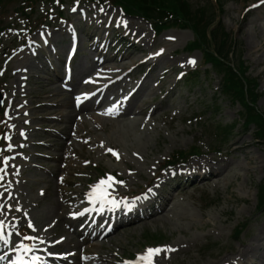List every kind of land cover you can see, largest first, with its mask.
Here are the masks:
<instances>
[{
    "label": "rangeland",
    "instance_id": "rangeland-1",
    "mask_svg": "<svg viewBox=\"0 0 264 264\" xmlns=\"http://www.w3.org/2000/svg\"><path fill=\"white\" fill-rule=\"evenodd\" d=\"M208 1L210 3L213 2V0H202L201 3H203L205 6H208L211 8L210 4L208 3ZM256 0H243V3L245 2V5H249L250 3L254 2ZM189 3H191L193 5V7L197 8L198 5L196 3H199L198 0H188ZM236 3H238V1H234ZM239 4H235V3H229L228 5H226L225 7V12L223 14V20L229 24V26L231 27L232 30L236 29L239 25L240 22L237 19V9H238ZM191 11V8H190ZM180 14V13H179ZM250 16H252V20L253 22H255L258 27H263L262 29V39H264V19L262 16H264V8L260 9L257 12L252 13ZM188 19H192V16L188 17ZM227 30V29H226ZM228 31V30H227ZM230 33V31H228ZM234 32V31H233ZM235 36L237 41L240 42L241 44V49L243 51V60L246 62V64H248L249 68H250V79L252 81H254V79L257 80V82L259 83V87H257V90H259V93H262L264 90V59L263 60H259L258 61V65H256L255 63V59H257L258 57H260L262 54H264V48H260V46L262 45L261 41L262 39H252L251 42H254V44H252V46H254L252 52H255L257 50H260L258 54H252L249 51V46L248 44V39L247 38V34H246V38H245V34L243 33H237V30H235ZM190 38V40L192 39V37L187 34ZM250 37H255V36H250ZM182 39V38H181ZM256 40V41H255ZM243 42V43H242ZM263 63V65H262ZM254 78V79H252ZM216 83L214 82H209L206 81V84L203 86V93H200V91H202L200 85L199 87H197L194 92L197 94L196 95H192L190 97V100L188 102V104L186 103L187 106H190V110L188 111L186 116H190L193 113H200L202 111H204L207 106L209 105H216L219 104L218 99L215 101L212 98V101L210 100L213 90L212 87H216ZM207 86H209V89L207 88ZM261 95V94H260ZM199 98V99H198ZM229 103H221L219 105V107L216 108V110L219 112L220 114V120L222 122V124H227L232 122L233 120H236L239 118V113L240 111H242L241 106L237 103L233 106V109L229 108L227 105ZM205 106V107H204ZM183 108H185V105H183ZM258 108L260 110L263 111L264 109V96L259 99L258 102ZM208 115V114H207ZM173 115H169V120ZM215 113L213 115L210 116L209 120L207 122H205L204 128L209 131L211 129H209V125H211L215 119ZM218 119V118H217ZM184 124H182V127L179 124H174V129H167V128H163L162 131L159 130L158 131V137H160V139L163 141V143L165 145H172L175 144V139H177L178 141H181L183 144H178L177 146H179L178 148L181 150H186L188 147L187 145H185L184 143H191L192 139L191 136L188 135V132L190 131L189 127H185L183 126ZM193 128L196 127L195 123H193ZM184 129L187 132V135H183L181 134V130ZM193 130V129H192ZM199 132V131H197ZM176 134H178L177 138L175 137ZM212 136V135H211ZM94 138H97L98 141H100L102 147L107 148L108 146H113L118 148L120 151H127L128 149V144H131L127 141V136L124 134L122 135L121 138L114 136L113 133H110L109 135L105 136L102 134V132L96 131L94 133ZM99 143V142H96ZM264 144V143H263ZM176 146V147H177ZM190 146V145H189ZM166 150V148H164ZM264 152V146L261 148ZM141 150H143L141 148ZM102 151L100 148L96 151V153H93V156L96 159H99V161L97 163H99L101 166H103L104 169L106 170H124L126 168V165L129 164L131 165L133 159L131 156H129L128 154H126V160L120 164H116L113 163L111 161H109L107 158H104L102 156ZM122 152V153H123ZM146 152L148 153V151L146 150ZM125 154V153H124ZM260 155H263L262 152H259ZM264 156V155H263ZM91 158V157H90ZM87 160V148L85 147L84 152H83V159L81 160V162H75V164H78L79 167L81 169H85L87 167H83L81 165V163L83 161ZM86 164V163H84ZM155 166V165H154ZM145 170V168H144ZM144 174H146L147 177H151V173L149 171H143ZM262 175L258 174L257 176H255L252 180H247L245 182V174L243 172L240 173L239 177L235 180L233 188H232V193L229 196H226L225 198H230L231 202L227 201V204L224 203V201H222V196H225L221 193V191L219 192V196L211 199L213 196L210 194V192H216L213 191L212 188H209L208 194L209 197L208 198H203L200 202V206H198V204L195 206V208L193 209L192 212V218L193 220L197 223V226L201 225V222L203 220V216H206L209 219H212V221H215V224L217 225L218 229L222 232V230L224 231V235L226 236H220L215 235L216 237L210 235L209 239H205L203 238L207 233L210 234V230L211 229H207L205 230L203 233H199L197 232L196 228L194 229H190L189 225H185L183 226L184 229L189 232V234L195 235V236H200L202 237V240L198 241L195 245V248L193 247L192 250H197L200 249L202 247V251L200 252V255L198 257V261H194V263L196 264H201L202 262H208L209 258L211 256H223L225 255V253L227 251L230 250H236L238 247V243L239 242H245L248 241L249 237H250V232L248 231L247 228H245V224L246 221L250 220L251 222L254 221V219L256 217H262L261 213H258V208H259V203H257L258 201V196H257V192L259 190V184L260 181L262 180ZM197 195L200 197V194L197 193ZM196 195V197H198ZM236 197H239L241 199H248L247 201H241L240 199H237ZM221 200V202L214 207V204L218 201ZM206 201V202H204ZM231 203V204H230ZM207 204V205H206ZM210 205H213L212 207L209 208ZM201 206L204 209V212L201 213L200 210L198 209V207L201 209ZM202 208V209H203ZM221 209H225V212H220L219 211ZM230 213L231 210H233V213L231 212V214H227V211ZM219 213V214H218ZM233 215V216H231ZM243 225L242 229H243V233L240 236L236 235V230L235 227ZM175 226H179L175 223H173L172 226H169L166 230L164 229H156L153 226L150 228H142L141 230L137 229L134 233L128 235L125 237V234L123 236L118 237L119 241L123 244H125V247L128 250L131 251H136L139 248L143 247L146 244H149V242L151 240H155L158 239V241H152L151 244H164V243H172L173 244V238L170 237V231H174ZM146 234L149 235V238L146 237ZM146 239V240H145ZM174 239H183V237L181 238L180 233L177 232V234L175 235ZM210 245H214V248L217 249L215 252L213 253H209L206 250L207 246ZM192 255L194 254V251H191ZM193 263V264H194Z\"/></svg>",
    "mask_w": 264,
    "mask_h": 264
},
{
    "label": "snow or ice",
    "instance_id": "snow-or-ice-1",
    "mask_svg": "<svg viewBox=\"0 0 264 264\" xmlns=\"http://www.w3.org/2000/svg\"><path fill=\"white\" fill-rule=\"evenodd\" d=\"M262 3H264V0H262ZM126 26V25H125ZM192 64H195V61H191ZM79 99V98H77ZM110 152H113L112 149H109ZM113 155L117 156V159H119V156L117 153L113 152ZM5 164H7V161H5ZM2 178V177H0ZM114 183H122L119 181H116L114 179V177L112 176H108L107 179H103L100 181L99 185L96 186V188L93 190L92 193V197H99L101 200H109L110 198V194L108 192V189L112 187V185ZM94 202V201H93ZM111 202L113 204H115L114 200H111ZM3 210V206L0 205V211ZM29 227H33L31 224H29ZM3 228H4V223L3 221H0V239L4 238V232H3ZM33 231H35L34 227H33ZM25 240L28 241H35L37 239V237L34 236H26L24 237ZM7 239H5V243H7ZM40 243H44V241H40ZM18 251H21L22 253H33L34 251H36V249L34 247H30L27 244L21 243L19 245V249ZM161 251H165L162 250L160 248H149L146 250V253L141 255L139 257V264H155V257L157 255H159L161 253ZM51 255V253L49 254ZM15 264H41V257L38 255H31L30 257V261L26 260L24 255L21 254L20 256H18Z\"/></svg>",
    "mask_w": 264,
    "mask_h": 264
},
{
    "label": "bare ground",
    "instance_id": "bare-ground-1",
    "mask_svg": "<svg viewBox=\"0 0 264 264\" xmlns=\"http://www.w3.org/2000/svg\"><path fill=\"white\" fill-rule=\"evenodd\" d=\"M253 31H257V30H252L251 32ZM260 36L258 35L257 36V39L259 38ZM149 102H146L144 104V109H147L148 106H149ZM131 124H136V121L134 120H130V121H127L126 124L122 125V126H125V129L127 130V127L128 125H131ZM234 147L232 148V150L234 151V153H237V152H242L245 154L246 156V153L244 151V143L242 142V138H239L236 142H234ZM246 160H247V165H243V166H240L236 169V171L233 172V169L229 170V168L227 169V172L225 175H226V178L224 179L225 181V184L226 186H228L230 184V180L233 178V177H237L238 176V173H237V170L240 168L241 170H244L246 172L249 171V165L252 164L253 162V157L251 156L250 158H247L246 157ZM252 169L254 170L255 167H252ZM227 182V183H226ZM43 208L42 211L45 212V214L41 217V223H40V227L42 229H46V232L47 233H50V230L48 228L49 224L51 223V215H53L54 211L53 209H51V207H53L54 209H57L55 205V198L54 196H48L47 200L43 203ZM172 213H179L180 215H182L183 211H184V207L181 205V204H178V203H175L172 208L170 209ZM225 212V211H224ZM162 221L161 219H158L157 222H160ZM207 223V226L208 224H211L209 222H206ZM189 243V242H188ZM241 256L242 257H246L247 256V252L246 250H242L241 251Z\"/></svg>",
    "mask_w": 264,
    "mask_h": 264
}]
</instances>
